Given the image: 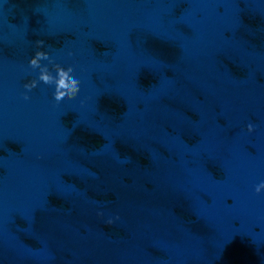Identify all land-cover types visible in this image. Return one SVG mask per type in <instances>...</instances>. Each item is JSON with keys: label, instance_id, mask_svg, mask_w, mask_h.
<instances>
[{"label": "clouds", "instance_id": "clouds-1", "mask_svg": "<svg viewBox=\"0 0 264 264\" xmlns=\"http://www.w3.org/2000/svg\"><path fill=\"white\" fill-rule=\"evenodd\" d=\"M36 44L37 48H42L44 41L39 40ZM42 61H47V64H42ZM49 65H51V69ZM28 66L33 71L38 70V76L36 79L24 84L23 99L25 101L31 99L28 93L37 88L40 83L54 88L53 98L58 108L77 98L80 92V80L76 78L73 67H62L60 64L55 63L52 57L44 51H37L34 57L30 59ZM53 72L55 75H53ZM254 131L255 125L249 123L247 133L251 134ZM255 192L257 195L264 192V182L256 185ZM98 215L102 216L103 213H98ZM116 219H119V217H116ZM107 223L112 224L113 220L109 219Z\"/></svg>", "mask_w": 264, "mask_h": 264}]
</instances>
